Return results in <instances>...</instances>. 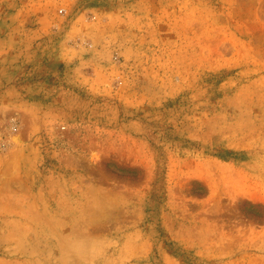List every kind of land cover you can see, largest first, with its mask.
Here are the masks:
<instances>
[{
	"label": "rangeland",
	"instance_id": "1",
	"mask_svg": "<svg viewBox=\"0 0 264 264\" xmlns=\"http://www.w3.org/2000/svg\"><path fill=\"white\" fill-rule=\"evenodd\" d=\"M0 264H264V0H0Z\"/></svg>",
	"mask_w": 264,
	"mask_h": 264
}]
</instances>
